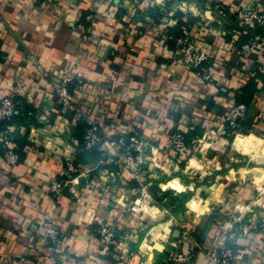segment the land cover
<instances>
[{"label": "crops", "instance_id": "0c3cea01", "mask_svg": "<svg viewBox=\"0 0 264 264\" xmlns=\"http://www.w3.org/2000/svg\"><path fill=\"white\" fill-rule=\"evenodd\" d=\"M244 6L264 8V0H0V100L24 88L39 108L30 127L38 132L18 143L23 160L9 166L0 152V264H168L181 249V221L203 247L191 264H207L205 252L224 245L238 251L235 264H264V55L237 52ZM184 24L217 51L214 82L178 58L175 33ZM28 52L54 74H73L104 132H140L152 142L148 181L161 201L151 193L154 201L133 214L137 182L127 172L91 158L77 164L79 117L57 113L49 81L34 72L26 79ZM250 83L251 134L230 139L226 117ZM196 128L203 143L191 156L168 148L172 132ZM67 159L80 165L81 186L117 177L57 198L50 183L63 178ZM102 222L118 228L110 249L97 234ZM46 223L60 231L49 246Z\"/></svg>", "mask_w": 264, "mask_h": 264}, {"label": "built area", "instance_id": "2783aa9c", "mask_svg": "<svg viewBox=\"0 0 264 264\" xmlns=\"http://www.w3.org/2000/svg\"><path fill=\"white\" fill-rule=\"evenodd\" d=\"M94 7L103 0H92ZM118 4H129L137 0H107ZM185 4L180 7L184 9ZM237 21L248 28H264V8L257 6H244L237 11ZM246 32V31H245ZM240 34L242 32L240 31ZM205 38L196 39L189 26L182 27V35L177 40L176 54L180 61L204 82H214L215 74L211 70V64L216 58V50L206 47L203 44ZM238 53L252 55L260 53L264 55V35L256 34L245 43ZM34 72L39 81H49L51 93L58 99L65 110L73 112L75 116L81 118L86 124L84 137V148L86 150H101L110 156H114L120 164L121 169L127 172L132 180L137 182L135 191L138 193L137 199L131 205L130 210L133 214H141L149 203L153 202V196L150 193L151 183L148 181L151 166V151L153 144L140 132L107 134L102 128L101 121L97 113L88 109L82 100L84 90L75 85L73 74H54L46 69L38 55L34 52H28L26 55L25 77H29ZM25 80V79H24ZM24 88L11 95H7L0 100V123L10 121L21 106L18 97H24ZM249 118V110L243 103L234 102L231 106L225 120V133L233 138L248 136L251 133L245 127ZM193 128V127H192ZM20 130V131H19ZM25 134L24 128L10 126L6 129H0V143L6 147L5 160L9 166H16L20 162V154L17 151L15 142L16 132ZM38 132L36 127L30 130L31 135ZM194 144H189L180 132H172L168 140V148L181 156H187L189 150L200 147L203 139L197 137L193 140ZM66 169L63 178H55L50 183V192L60 198L65 190L69 189L77 198L86 189L97 191L104 185L117 177V172L106 174L108 180L103 183L90 181L85 186L80 185V177L84 175L81 172L80 165H77L73 159L66 161ZM105 176L103 175L102 178ZM105 183V184H104ZM180 231L178 246L180 251L176 252L168 261V264H191L196 256L202 251L203 247L198 239L195 227L188 225L185 221L177 224ZM118 228L115 224L102 222L97 228V234L103 246L110 249L115 245ZM60 231L52 223L45 224L43 242L49 246L53 241H57ZM207 264H235L239 257L238 251L231 246H215L213 249L205 252Z\"/></svg>", "mask_w": 264, "mask_h": 264}, {"label": "trees", "instance_id": "16d2710c", "mask_svg": "<svg viewBox=\"0 0 264 264\" xmlns=\"http://www.w3.org/2000/svg\"><path fill=\"white\" fill-rule=\"evenodd\" d=\"M184 26H188L186 24L182 25L180 28V30L178 29L177 32L175 33L176 37V41L178 40V38L182 35V27ZM240 31L242 32V39L239 41V46L240 49L242 48V46L247 43L249 41V39L256 35V34H263L264 35V28L258 27L256 29H251L248 28L246 30V27L244 25L240 26ZM246 31V32H245ZM77 80V79H75ZM75 85L81 86L80 84L75 82ZM257 88L254 87V85L252 83H250L245 90L243 91V93H237L235 95L236 101L237 103H243L247 106H249L250 101L252 100L254 94L256 93ZM17 100H20L21 102V106H19V109L17 111V113L13 116V118L10 121H5L0 123V129H6L9 128L10 126H15L18 127V129L20 128H24L26 130L25 134L22 135L19 133V131L16 132V139L15 142L17 144V151L20 154V162L23 160L24 157V153L22 152V148L20 145H18L20 140H25L27 139V137L29 136V130L32 124H37V119L34 117V113L39 111V108L36 105L30 104L25 97H18ZM58 114L61 113V115H68L70 118H73L75 116V114L73 112H70L68 110H65L63 108V106L60 105L59 108V112H57ZM57 113H55V115H57ZM76 136L80 138L81 141V145H80V153H79V157H78V161L77 164H79V162L81 161H87L89 158L94 159V160H98L101 162H110L114 165H119V162L117 161V159L114 156H110L109 154H106L105 152L95 149V150H86L84 148V137H85V131H86V124L85 122L81 119V118H76ZM245 127L247 128V130H250V125L249 123H245ZM199 128H196V130H193L191 132H189L184 136V139L189 143L192 144L194 138L196 139L198 136H200L199 134ZM178 132V131H176ZM137 133V132H134ZM227 136V134H226ZM230 139H234L232 136H228ZM26 142V141H25ZM0 152L3 154V156L5 157V153H6V147L0 143ZM191 150H189L187 152V156H191ZM19 162V163H20ZM18 163V164H19ZM159 190L155 189V188H151V193L152 195L158 200L161 201L160 196L157 194ZM186 200V198H184V201Z\"/></svg>", "mask_w": 264, "mask_h": 264}, {"label": "rangeland", "instance_id": "374dc122", "mask_svg": "<svg viewBox=\"0 0 264 264\" xmlns=\"http://www.w3.org/2000/svg\"><path fill=\"white\" fill-rule=\"evenodd\" d=\"M244 137V136H243ZM235 139V138H234Z\"/></svg>", "mask_w": 264, "mask_h": 264}]
</instances>
